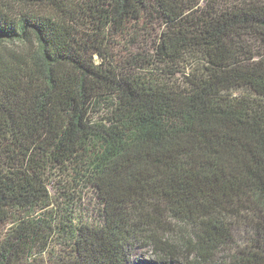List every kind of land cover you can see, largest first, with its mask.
I'll return each mask as SVG.
<instances>
[{"label": "trees", "instance_id": "trees-1", "mask_svg": "<svg viewBox=\"0 0 264 264\" xmlns=\"http://www.w3.org/2000/svg\"><path fill=\"white\" fill-rule=\"evenodd\" d=\"M0 264H264V0H0Z\"/></svg>", "mask_w": 264, "mask_h": 264}, {"label": "rangeland", "instance_id": "rangeland-1", "mask_svg": "<svg viewBox=\"0 0 264 264\" xmlns=\"http://www.w3.org/2000/svg\"><path fill=\"white\" fill-rule=\"evenodd\" d=\"M150 43L152 44V41H150ZM50 191L52 194H55V189L53 187L50 188ZM88 202H90V200H88ZM138 254L145 258H148L151 256V252H147L146 250H139Z\"/></svg>", "mask_w": 264, "mask_h": 264}]
</instances>
